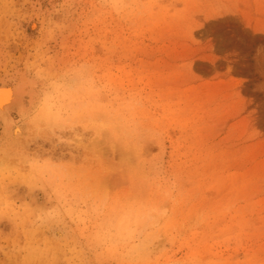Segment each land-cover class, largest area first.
<instances>
[{"label": "rangeland", "instance_id": "obj_1", "mask_svg": "<svg viewBox=\"0 0 264 264\" xmlns=\"http://www.w3.org/2000/svg\"><path fill=\"white\" fill-rule=\"evenodd\" d=\"M7 83L0 264H264V0H0Z\"/></svg>", "mask_w": 264, "mask_h": 264}, {"label": "bare ground", "instance_id": "obj_2", "mask_svg": "<svg viewBox=\"0 0 264 264\" xmlns=\"http://www.w3.org/2000/svg\"><path fill=\"white\" fill-rule=\"evenodd\" d=\"M19 89L20 86L17 87L12 83L0 85V117H3L6 123L13 120L12 110L14 108L19 107L22 109L25 105L26 92ZM16 132H20V129L17 128Z\"/></svg>", "mask_w": 264, "mask_h": 264}]
</instances>
